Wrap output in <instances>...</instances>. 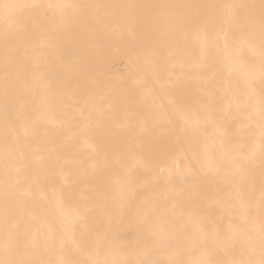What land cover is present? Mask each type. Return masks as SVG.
I'll list each match as a JSON object with an SVG mask.
<instances>
[{"label":"bare ground","instance_id":"1","mask_svg":"<svg viewBox=\"0 0 264 264\" xmlns=\"http://www.w3.org/2000/svg\"><path fill=\"white\" fill-rule=\"evenodd\" d=\"M259 4L0 0V260L258 264Z\"/></svg>","mask_w":264,"mask_h":264},{"label":"snow or ice","instance_id":"2","mask_svg":"<svg viewBox=\"0 0 264 264\" xmlns=\"http://www.w3.org/2000/svg\"><path fill=\"white\" fill-rule=\"evenodd\" d=\"M34 7H39V5H34ZM75 7L88 9L92 7V5H76ZM155 7V6H153ZM214 7V6H209ZM220 7H223L225 9H231L232 13L230 16H228L225 19L226 23L231 24L234 20L239 18V15L241 12L246 11V20L241 25V28L247 32L249 42L251 44L255 43V29L257 25V17L252 11L256 6L255 5H248V4H225ZM195 24H198L199 26L203 27L204 29V35H205V42L206 45L210 44L211 41L208 38V29L211 24V19L207 16H203L199 19H194L192 21ZM258 25H259V48L262 58V68H264V0H260L259 4V17H258ZM262 206H264V195H262L261 198ZM67 241H61V247L64 246V244ZM170 243V242H169ZM260 260L258 261V264H264V224H262L261 227V237H260ZM199 247H205L204 242H200ZM163 250V249H162ZM214 250H206L204 258L191 262V261H185L182 259H179L178 257L181 255V252L179 250H176L174 252L173 259L167 260V261H156L154 264H214L213 260L211 259V256L213 254ZM0 264H39V262L29 261L26 259H4L0 260ZM48 264H53V262H48ZM55 264H80L79 261H57ZM87 264V262H85ZM95 264H100L99 261L95 262ZM113 264H146L145 261H128V260H122V261H115ZM250 264H256V262H250Z\"/></svg>","mask_w":264,"mask_h":264},{"label":"rangeland","instance_id":"3","mask_svg":"<svg viewBox=\"0 0 264 264\" xmlns=\"http://www.w3.org/2000/svg\"><path fill=\"white\" fill-rule=\"evenodd\" d=\"M18 243H19V235L18 234L14 238H11L10 241L8 242V244L10 246V256L11 257H13V255L16 256Z\"/></svg>","mask_w":264,"mask_h":264}]
</instances>
